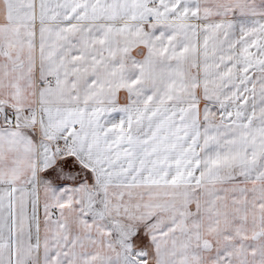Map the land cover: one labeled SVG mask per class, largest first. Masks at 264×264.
Returning <instances> with one entry per match:
<instances>
[{
	"label": "snow or ice",
	"instance_id": "6c2138e0",
	"mask_svg": "<svg viewBox=\"0 0 264 264\" xmlns=\"http://www.w3.org/2000/svg\"><path fill=\"white\" fill-rule=\"evenodd\" d=\"M0 264H264V0H0Z\"/></svg>",
	"mask_w": 264,
	"mask_h": 264
}]
</instances>
